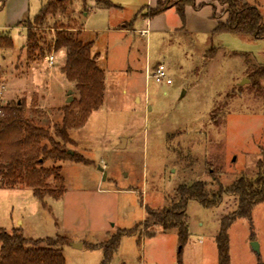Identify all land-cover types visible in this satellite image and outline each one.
<instances>
[{
    "label": "rangeland",
    "instance_id": "obj_1",
    "mask_svg": "<svg viewBox=\"0 0 264 264\" xmlns=\"http://www.w3.org/2000/svg\"><path fill=\"white\" fill-rule=\"evenodd\" d=\"M248 1L264 18V0ZM195 2L200 9L188 8L184 22L173 10L151 28L142 19L149 14V0H87L85 5L77 0L67 13L49 18L46 27L81 29V40L93 42L106 72L104 105L83 129L70 133L76 147L68 149L83 163L44 164L62 167L61 199L46 197L42 203L23 180L2 184L0 177V229L21 228L33 240L61 237L58 247L66 264H102V249L91 247L139 227L121 239L110 264H180L176 230L156 228L149 235L140 227L146 207L169 206L180 186L202 182L217 191L242 175L254 177L264 148V78L252 79L264 65V40L212 35L221 6ZM42 6V0H0V38L13 43L10 49L0 47V84L6 88L5 103L23 102L27 116L49 128L60 121L69 91L72 101L78 93L61 75L64 52H51L52 66L48 55L27 60L22 20L33 21ZM124 21L133 23L129 33L117 29ZM49 33L48 38L54 32ZM161 64L170 84L154 77ZM49 183L57 186L53 179ZM236 208L232 197L210 210L188 203L190 237L182 264H218L221 220ZM229 241L230 264H264V203L253 209L250 221L231 226Z\"/></svg>",
    "mask_w": 264,
    "mask_h": 264
},
{
    "label": "trees",
    "instance_id": "obj_2",
    "mask_svg": "<svg viewBox=\"0 0 264 264\" xmlns=\"http://www.w3.org/2000/svg\"><path fill=\"white\" fill-rule=\"evenodd\" d=\"M77 0H42L43 6L33 21L27 20L25 51L28 62L36 61L51 52H64L65 62L61 75L66 82L75 85L78 99L66 104L61 109V119L52 127L38 125L26 114L23 102L9 103L0 117V177L3 184H17L23 180L32 190L34 197L42 203L46 197L59 200L66 187L62 176V167L45 169L48 161L54 164L67 162L83 163V158L71 154L69 147H76L70 133L83 129L91 116L104 105L106 90V72L99 65V54L93 52V42L81 40V29L66 27H46L49 18L67 13ZM222 7L220 14H214L217 27L212 35L228 32L234 36L252 40H264V18L255 4L243 3L242 0H211ZM87 0H83V5ZM108 5V3H107ZM174 7L182 22L185 10L192 7L200 9L195 0H177L176 3L162 6L159 3L149 11L156 17L166 9ZM226 16V20L221 19ZM54 32L53 36L49 32ZM9 37L0 38L1 48H12ZM206 57L210 61V56ZM264 78V65L252 75L254 81ZM256 165V175H242L231 185H219L217 191L209 190L207 185L197 182L190 186H180L171 204L162 209L146 207V218L142 227L149 235L156 228L164 232L176 230L178 244L181 246L178 258L182 264V249L188 243L190 233L187 218V206L190 201L197 202L205 209H216L222 205L225 197H232L237 208L221 220V228L215 242L218 250V264H230L229 230L238 220H251L253 209L264 203V148ZM53 179L57 186L52 187ZM139 227L118 231L106 243L91 248L103 251L102 264H110L120 248L124 236L135 235ZM64 239L33 240L24 236L21 228L10 233L0 229V264H66L62 249L58 247Z\"/></svg>",
    "mask_w": 264,
    "mask_h": 264
},
{
    "label": "crops",
    "instance_id": "obj_3",
    "mask_svg": "<svg viewBox=\"0 0 264 264\" xmlns=\"http://www.w3.org/2000/svg\"><path fill=\"white\" fill-rule=\"evenodd\" d=\"M165 0H149V5H147V7L149 8V10H154V9H156V7H157V5L159 4V3H161V2H164ZM247 2H249L248 0H246ZM213 3V6H215V5H217L218 6V8L220 7L217 3H215V2H212ZM250 3V2H249ZM188 8H190V7H187L186 8V10L188 9ZM218 8H217V11H218ZM222 8V7H221ZM176 11V9L174 8V7H170V8H168V9H166L163 13H161L160 15H158V16H156V17H151L149 14H143L142 15V19H143V22L145 23V25H146V27L148 28V27H152V26H154V24H156V22L158 21V20H161V19H163L164 20V16H166L167 14H170V12H172V11ZM186 10H185V13H186ZM216 11V12H217ZM176 13H177V11H176ZM89 13H87L86 14V16L88 15ZM225 18V20H226V16L224 17ZM24 23L26 22L25 20H22ZM122 21V20H121ZM126 24H130L131 26V28H129V29H127L126 28ZM132 25H133V23L131 24V23H129L128 21H124L123 23H122V25L121 26H119L117 29H119V31H121V32H123V33H129L133 28H132ZM217 27V26H216ZM143 32H145L144 34H142ZM147 33H148V31H147V29H145V30H140V36L141 37H145L146 35H147ZM158 69V67L156 68V70ZM151 71L147 68V70H146V75H147V78L151 75ZM155 73H156V71H155ZM154 77H155V75H154ZM69 92H71V91H69Z\"/></svg>",
    "mask_w": 264,
    "mask_h": 264
},
{
    "label": "built area",
    "instance_id": "obj_4",
    "mask_svg": "<svg viewBox=\"0 0 264 264\" xmlns=\"http://www.w3.org/2000/svg\"><path fill=\"white\" fill-rule=\"evenodd\" d=\"M143 32L142 34H144ZM47 62L49 63L50 66H52L55 62V56L54 54L48 55L46 57ZM155 77L159 80H165L167 79V74H166V66L164 64H161L158 66V69L156 70ZM167 83L170 84L171 81L167 79ZM5 91L6 88L3 84H0V117H3L4 111L3 108L7 105L5 103Z\"/></svg>",
    "mask_w": 264,
    "mask_h": 264
},
{
    "label": "water",
    "instance_id": "obj_5",
    "mask_svg": "<svg viewBox=\"0 0 264 264\" xmlns=\"http://www.w3.org/2000/svg\"><path fill=\"white\" fill-rule=\"evenodd\" d=\"M242 1H243V3H247L246 0H242ZM68 96H69V98H68L67 103L69 104V103H71V101H72L71 92L68 93ZM71 154H73V153H71ZM73 246H75V247H82L83 245H82V244H81V245H77V244H75V245H73ZM252 248H253L254 251L259 252V248H258V245H257L256 242H253V243H252Z\"/></svg>",
    "mask_w": 264,
    "mask_h": 264
}]
</instances>
